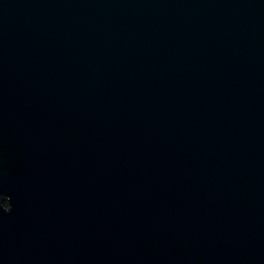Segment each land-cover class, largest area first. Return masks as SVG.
I'll return each mask as SVG.
<instances>
[{"label": "water", "instance_id": "water-1", "mask_svg": "<svg viewBox=\"0 0 264 264\" xmlns=\"http://www.w3.org/2000/svg\"><path fill=\"white\" fill-rule=\"evenodd\" d=\"M0 264H264V0H0Z\"/></svg>", "mask_w": 264, "mask_h": 264}]
</instances>
